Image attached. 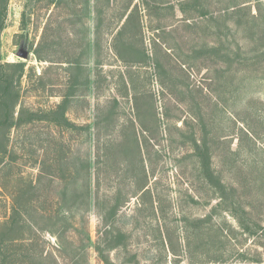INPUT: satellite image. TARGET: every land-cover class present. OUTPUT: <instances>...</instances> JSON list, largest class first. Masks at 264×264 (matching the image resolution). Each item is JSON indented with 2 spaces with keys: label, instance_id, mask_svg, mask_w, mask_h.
Wrapping results in <instances>:
<instances>
[{
  "label": "rangeland",
  "instance_id": "obj_1",
  "mask_svg": "<svg viewBox=\"0 0 264 264\" xmlns=\"http://www.w3.org/2000/svg\"><path fill=\"white\" fill-rule=\"evenodd\" d=\"M0 46V223L21 192L88 264H264V0H10Z\"/></svg>",
  "mask_w": 264,
  "mask_h": 264
},
{
  "label": "trees",
  "instance_id": "obj_2",
  "mask_svg": "<svg viewBox=\"0 0 264 264\" xmlns=\"http://www.w3.org/2000/svg\"><path fill=\"white\" fill-rule=\"evenodd\" d=\"M9 2L10 0H0V38L6 26ZM36 56L40 61L45 60L39 51H36ZM25 71L26 65L22 63H2L0 46V171L1 166L8 160L6 158L11 156L9 153L11 140L8 131L14 126L23 124L24 110H21V116L17 120H15V115L22 97L21 81L25 76ZM248 130L252 132L251 128ZM140 163L144 168L145 161L142 158ZM25 193L28 194L27 191ZM16 195L10 218L0 223V264H16L15 258L24 260L23 264H37L38 262L48 264L52 261L54 263L59 255V257L69 259L70 264H88L85 252L80 251L76 242L67 235L66 230H57L53 227L54 225H44L46 215L38 209L37 201H32L29 196L25 200L21 192ZM40 232H48L56 239L59 255L54 254L53 256L35 251L33 237ZM17 250H20L19 253Z\"/></svg>",
  "mask_w": 264,
  "mask_h": 264
}]
</instances>
